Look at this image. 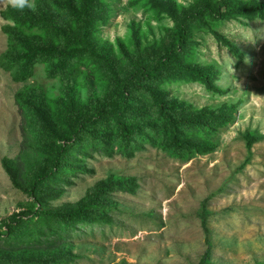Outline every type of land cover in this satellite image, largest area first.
Masks as SVG:
<instances>
[{"label": "trees", "instance_id": "1", "mask_svg": "<svg viewBox=\"0 0 264 264\" xmlns=\"http://www.w3.org/2000/svg\"><path fill=\"white\" fill-rule=\"evenodd\" d=\"M118 1L29 0L31 8L8 5L0 11L6 37L0 68L13 82L24 83L37 65H45L46 78L59 82L55 97L30 85L14 94L27 127L19 153L2 157L1 165L30 203L0 221V264H70L80 257L74 235L114 224L118 204L112 195L135 194L134 176L110 173L75 203L48 206L64 185L91 172L87 159L132 158L151 147L188 161L214 152L218 132L235 119L239 101L197 108L165 87L195 83L213 95L224 93L216 85L219 66L196 60V37L210 34L241 60L243 53L217 27L264 20V1L132 0L130 5L141 4L154 19L171 24L144 41L140 24L132 22L128 39L112 43L101 38V30ZM243 138L248 149L258 140L253 131ZM201 206L206 249L196 264H211L208 211L204 202Z\"/></svg>", "mask_w": 264, "mask_h": 264}, {"label": "rangeland", "instance_id": "2", "mask_svg": "<svg viewBox=\"0 0 264 264\" xmlns=\"http://www.w3.org/2000/svg\"><path fill=\"white\" fill-rule=\"evenodd\" d=\"M132 0L114 5L110 23L101 38L127 40L132 22L140 24L144 41H151L171 24L156 20L150 11ZM264 1V0H258ZM188 4L191 0H176ZM11 5L0 0V11ZM0 55L6 48L1 32ZM243 53L238 60L210 34H199L196 60L215 63L220 76L216 85L224 92L213 95L195 83L168 84L165 88L194 107L223 102L240 104L234 121L218 132V146L210 154L180 161L147 147L132 158L95 155L87 159L91 172L79 174L63 186L50 207L73 204L108 174L134 176L135 194L117 192L118 204L111 227L84 228L72 239L80 257L70 264H196L206 249L199 213L208 211L206 226L211 242V264L264 262V20L242 24L225 22L217 27ZM24 85L40 86L48 95L58 94L59 82L46 78L45 65H37L24 83H15L0 68V221L28 208L30 200L15 189L1 165L4 156L15 157L27 124L14 102ZM256 133L248 149L243 135Z\"/></svg>", "mask_w": 264, "mask_h": 264}, {"label": "clouds", "instance_id": "3", "mask_svg": "<svg viewBox=\"0 0 264 264\" xmlns=\"http://www.w3.org/2000/svg\"><path fill=\"white\" fill-rule=\"evenodd\" d=\"M9 3L18 9H24L25 7L31 8L32 5L29 0H9Z\"/></svg>", "mask_w": 264, "mask_h": 264}]
</instances>
